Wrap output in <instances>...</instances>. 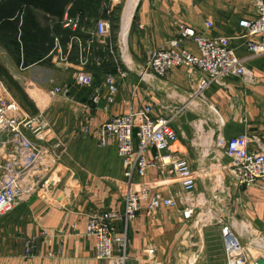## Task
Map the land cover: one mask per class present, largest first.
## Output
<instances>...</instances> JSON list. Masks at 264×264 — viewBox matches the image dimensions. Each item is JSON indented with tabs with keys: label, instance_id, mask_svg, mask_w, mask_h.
<instances>
[{
	"label": "crops",
	"instance_id": "0c3cea01",
	"mask_svg": "<svg viewBox=\"0 0 264 264\" xmlns=\"http://www.w3.org/2000/svg\"><path fill=\"white\" fill-rule=\"evenodd\" d=\"M255 2L139 0L128 27L124 29L122 25V31L110 35L116 47L113 62L101 68H88L95 81L94 86L87 89L74 85L78 51L73 44L71 66L62 71L57 69L56 78L50 72L45 76L52 79L42 78L36 83L46 101L59 97L69 105L54 110L49 108L52 105L49 103L45 110L42 107L33 114L27 110L33 116L44 115L55 136L66 146L65 154L56 165L60 184L47 200L34 198L0 220V264H101L96 257V240L86 234L89 217L101 210L122 214L127 192L124 165L115 142L106 148L99 146L97 129L110 118L138 112L149 105L158 116L175 117L179 141L174 148L199 172L201 167L206 168L209 155L229 167L230 159L225 156L222 144L234 137L246 134L255 140L250 144L251 150L264 148V59H250L246 63L256 77L255 85L231 78L226 87L213 86L203 95L196 94L195 80L200 78L199 72L186 67L174 68L166 77L142 74L151 52L170 49L171 40L180 34V23L208 37L229 38L235 54L247 59L249 53L241 37L244 30L240 22L255 19ZM119 4L120 0H112V7ZM82 21L86 26L92 19L87 16ZM91 28L93 26H88ZM72 35L64 28L50 31L41 41L42 49L31 50L40 52L42 57L26 54V61L18 57L12 68L18 71L23 63H30L27 68L35 69L39 63L48 62L45 58L53 49L55 39L67 49ZM82 37L87 40L86 34ZM186 47L197 51L191 42ZM102 54L99 52L97 56ZM118 67L124 75L118 73ZM108 73L116 76L118 93L115 103L106 111L105 76ZM13 79L21 88L30 89L31 84L21 81L19 74H14ZM54 83L59 84L55 87L72 86L71 96L52 95L55 87L50 88ZM98 91L102 102L94 104L91 99ZM52 116L58 120L53 122ZM154 154L151 151L150 157ZM159 175L157 170H151L147 180L155 182ZM197 175L199 197L212 196L216 191L208 187L210 178ZM231 183L233 188L217 192L222 197L221 203L216 205L217 222L199 220L192 224L183 217V207L178 204L179 199H183L181 186L175 179H169L168 184L159 189L163 198L161 209L152 213L144 204L137 220L129 227L128 264H227L223 235L226 227L245 245L254 240L264 245V185L245 187ZM193 203L192 220L196 211L208 212L207 206L197 205L195 198ZM115 225L120 233L123 221L117 219ZM215 232L218 233L216 251L220 253L210 251L214 247ZM33 236L38 238L37 247L34 256L28 257L26 243Z\"/></svg>",
	"mask_w": 264,
	"mask_h": 264
},
{
	"label": "built area",
	"instance_id": "2783aa9c",
	"mask_svg": "<svg viewBox=\"0 0 264 264\" xmlns=\"http://www.w3.org/2000/svg\"><path fill=\"white\" fill-rule=\"evenodd\" d=\"M105 1L108 15L111 13L109 7H112V0ZM255 13V19L240 22L244 30L241 37L245 40L249 53L247 59L235 54L229 38L208 37L180 23L178 24L180 34L171 40L170 49L151 52L142 74L151 73L157 77H166L174 68L186 67L200 74V78L195 80L198 95H203L213 86L226 87L231 78H240L247 85H255L256 77L246 63L250 59H264L262 0H256ZM81 20L80 16L70 17L68 13L65 15L62 26L72 31L71 41L67 49H64L59 39H55V45L46 59L56 66L69 68L72 64V47L76 44L78 69L74 85L87 88L94 86L95 81L88 68L90 66L101 68L109 64L116 56V47L110 40L112 27L108 17L97 20L91 29L83 26ZM208 26L212 27V24ZM78 31L79 34L76 33ZM83 34L87 35L86 41L82 37ZM188 42L196 46V52L186 47ZM99 52H102L103 56L98 57ZM117 69L119 74H125L121 68ZM105 86L107 94L104 110L108 111L115 103L118 93L114 74H106ZM71 89L72 86L69 85L55 87L51 94L69 98ZM91 100L94 104H100L101 93L98 91ZM174 123L175 117L158 116L153 106L149 105L138 112L110 118L97 129L101 148L115 142L127 180L125 208L122 214L112 210H101L89 217L86 234L95 238L96 257L101 264L129 263V227L137 220L144 204L152 213L161 209L163 198L159 189L166 186L169 179H175L181 186L183 199H179L178 204L183 207V217L192 220L198 175L189 160L174 148L179 141ZM86 132H89V128H86ZM254 141L243 134L222 144L225 156L230 159L228 178L237 186L264 185V148L258 151L251 150L250 144ZM151 151L155 152L152 157ZM65 152L66 146L55 136L44 115H31L10 95L5 84L0 81V220L34 198L47 200L51 196L60 184L56 165ZM220 168L223 172L222 167ZM151 170H157L160 174L155 182L147 180ZM117 219H121L124 224L120 233L115 225ZM42 235L46 236V233ZM223 235L227 264H246L252 246L264 253L263 243L254 240L245 245L228 227L224 228ZM37 239L33 236L27 240L28 257L34 256ZM259 260L264 259L257 258L255 264H259Z\"/></svg>",
	"mask_w": 264,
	"mask_h": 264
},
{
	"label": "rangeland",
	"instance_id": "374dc122",
	"mask_svg": "<svg viewBox=\"0 0 264 264\" xmlns=\"http://www.w3.org/2000/svg\"><path fill=\"white\" fill-rule=\"evenodd\" d=\"M7 1L9 0H0V4L8 5ZM128 2L129 0H120L119 5L115 7H109L111 8V13L106 15V17H108V19L111 22V27H112L110 31L111 34L122 31V25L124 28L123 15H124ZM106 11H108V8ZM31 13H33V16H35L38 21L39 30L41 31L50 30L53 32L57 30L56 25H57V22H59V20H56V18L54 17L49 18L47 15H45L44 12H42L40 9H37L35 7L31 8ZM20 14H21L20 19H19L20 23L17 27V31L11 32L10 31L11 28L9 26H8L9 28H7L4 25L0 27V81L5 84L10 95L13 98H15L16 101L21 106H23L26 110L30 112L32 111L31 112L32 114L34 112L41 111L40 108L42 107H43L42 110H45L49 103L52 104L49 108L54 109V110L56 108H62V107L68 106L69 105L68 102L62 99H59V97L57 98L54 97L56 98L54 100L50 98L49 100L46 101L44 96L41 93L42 91L40 90L39 85L36 84L39 79L48 78L45 75H49L50 72L53 74L54 78H56L58 75L57 69L62 71L64 67H56L54 63H52L50 60H47L48 62H44L41 64L39 63L35 67V69L27 68L29 67L30 63L29 64L23 63L22 69L19 68L18 71L12 68V65L16 63V60L18 57L21 58L22 61L26 59V57L23 56L25 54L21 55L23 53L21 47L24 44V40H23V36H22L20 29L22 27L23 20L24 21L29 20L30 13L28 10L25 12L23 11ZM97 18H91L92 21H90L89 24L87 23L86 26L87 27L94 26L95 23L97 22L96 21ZM16 73L19 74V78L22 79L21 81L27 84H31L30 89H27V88L23 89V87L21 88L18 84H16V81L13 79V75ZM48 79H52V77ZM58 85L59 84L54 83L51 85L50 89ZM87 88H84V89H87ZM52 120L53 122H56L58 119L52 116ZM206 159L208 160L207 161L208 163H206V168L201 167L200 169L201 173L199 172V170H196V169L194 171L196 175L201 174L202 178H210L209 180H211V184L208 183V187L212 188V190L216 192H214L213 195L210 197H203V196L199 197V194L195 192L194 198L197 200L196 204L199 206H207L206 210L208 212L200 214L198 211H196L194 220H191L192 224L199 220H201V223H207L208 221L209 222L213 221L216 223L217 222L216 219L218 217L216 205L220 204L221 203L220 200H222V197L220 196L221 193L220 192L217 193V192L220 189L225 191L229 188H233L230 186L231 180L228 178L229 177V167H226L225 165H223V162H220L219 160L218 162L216 159L212 161L214 157L212 158L210 157V155L206 156ZM219 165H221L223 172L221 171V168ZM224 173L227 175V177L226 175H224ZM231 184L233 185L235 183L233 182ZM235 185L237 186V184ZM227 203L229 202L227 201ZM200 224H198V226H200ZM217 236H218V233L215 232L213 236L214 237L213 238L214 247H212L210 250L212 251V253H218V252L220 253V251H216L218 249L216 246L217 244L216 240L218 238ZM250 249L251 251L249 253L248 261L246 264H255L257 258L264 259V253L259 252L258 250L254 249L253 246L250 247ZM218 264H224V262H219Z\"/></svg>",
	"mask_w": 264,
	"mask_h": 264
},
{
	"label": "trees",
	"instance_id": "16d2710c",
	"mask_svg": "<svg viewBox=\"0 0 264 264\" xmlns=\"http://www.w3.org/2000/svg\"><path fill=\"white\" fill-rule=\"evenodd\" d=\"M7 2L8 5L0 4V27L4 25L7 28L10 27L12 29H10L11 32L17 31V27L20 23V13L29 10V20H23L20 29L24 40V44L21 47L23 52L21 55L28 54L33 57H42L40 52L35 53L31 52V50L42 49L40 45L41 41L50 34V30H39L38 21L36 17L33 16V13H31V8L35 7L40 9L49 18L54 17L56 20H59L56 25L57 30L63 28L60 23L66 12H68L70 17L80 16L82 20L90 16V19L91 17H99L96 19L97 21L101 18H106L107 15V2L105 0H9ZM82 20L81 22L84 23ZM83 26H85V24ZM67 31L70 32V30ZM76 33L79 34L80 32L78 31ZM33 43L36 44L35 47L32 45Z\"/></svg>",
	"mask_w": 264,
	"mask_h": 264
},
{
	"label": "bare ground",
	"instance_id": "6f19581e",
	"mask_svg": "<svg viewBox=\"0 0 264 264\" xmlns=\"http://www.w3.org/2000/svg\"><path fill=\"white\" fill-rule=\"evenodd\" d=\"M139 0H129L124 12V26L128 27ZM124 28V29H125Z\"/></svg>",
	"mask_w": 264,
	"mask_h": 264
},
{
	"label": "water",
	"instance_id": "95a60500",
	"mask_svg": "<svg viewBox=\"0 0 264 264\" xmlns=\"http://www.w3.org/2000/svg\"><path fill=\"white\" fill-rule=\"evenodd\" d=\"M259 264H264V260H259Z\"/></svg>",
	"mask_w": 264,
	"mask_h": 264
}]
</instances>
